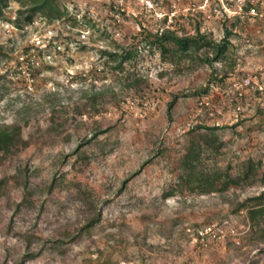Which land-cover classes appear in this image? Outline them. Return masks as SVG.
Returning <instances> with one entry per match:
<instances>
[{"label":"rangeland","instance_id":"obj_1","mask_svg":"<svg viewBox=\"0 0 264 264\" xmlns=\"http://www.w3.org/2000/svg\"><path fill=\"white\" fill-rule=\"evenodd\" d=\"M222 2L225 0H59L62 18L50 22L38 13L33 24L24 22L29 8L24 1L8 2L0 19L14 29L7 33L0 28V124L12 123L28 108L31 120L23 132L27 138L38 127L44 130L55 122L43 99L50 100L55 94L60 102L73 103L81 91L102 85H111L118 92V78L122 77L112 69L104 50H137L135 59L124 66L127 71L147 75L150 87L144 95L125 94L119 104L100 105L92 119L76 117L59 130V137L44 145L33 144L0 167V179H8L17 167L34 170L31 182L41 188L54 176L64 178V185L35 198L34 207H23L15 216L21 191L10 188L0 197V264L7 253L11 264L23 252L18 234L50 240L85 218L81 204L74 201L75 191L66 187L71 183L81 184L100 199V227L90 238L71 245L62 259L44 253L28 264H88L87 252L108 247L107 242L115 244L105 238L110 234L125 237V243L113 253L112 264H264V251L259 252L264 244L251 234L244 212L232 214L218 194L176 191L174 167L188 146V131L196 126L218 127L216 133L224 143L221 151L204 160L210 182L224 172L236 176L241 165L251 160L259 183L242 192L241 199L264 190V4L252 18L226 13ZM163 27L186 36L199 32L215 41L223 39L228 30L231 44L215 65L232 68L223 83L210 82L211 70L197 55L174 48L163 55L147 44L144 36ZM246 78L258 83L262 93L241 89ZM173 96L178 100L169 118L167 105ZM206 98L208 108L202 105ZM92 122L105 133L82 147L88 164H76L77 156H67L87 136ZM81 123L84 127L75 134ZM68 133L72 137L66 142L63 139ZM97 142L111 147V153L101 155ZM233 190L231 186L227 195ZM171 192L175 195L163 203L162 197ZM174 219H182L183 225L172 235L163 232ZM211 224L233 234L204 250L192 242L187 229ZM146 225L151 228L147 244L158 248L152 252L140 241Z\"/></svg>","mask_w":264,"mask_h":264},{"label":"trees","instance_id":"obj_2","mask_svg":"<svg viewBox=\"0 0 264 264\" xmlns=\"http://www.w3.org/2000/svg\"><path fill=\"white\" fill-rule=\"evenodd\" d=\"M10 0H0V18H2V11L7 8ZM16 2H25L28 8L27 16L24 22L30 24L36 14L41 13L46 15L50 22L62 18V12L59 8V0H13ZM166 18L162 21L165 25ZM17 28L20 26V20L15 22ZM231 33L225 30V36L220 41L206 39L205 36L196 33L195 36L180 35L177 30L169 27H163L154 33H147L144 40L152 47L160 49L163 55L171 52L174 48L179 53H192L197 55L199 61L207 65L211 70L210 82L216 81L223 83L228 77L232 68L223 69L215 66L220 62L230 46L229 36ZM137 50L126 49L118 47L114 51H102L112 62V69L121 75L118 78L119 91L117 92L111 85H102L99 89L92 87L89 90L80 92L79 97L75 102H60L55 94L50 100L43 99L44 103L48 104L49 115L55 119V122L49 125L44 130L40 127L30 132L27 138H24V128L29 127L31 116L28 108H23L18 116L20 118L14 120L10 124H0V167L7 163L11 158L18 156L33 144H45L53 137H59V130L64 128L70 121H74L76 117L87 115L92 119L94 114L99 113L100 105L104 104H119L124 102L123 96L127 93H134L144 95L146 90L150 87V81L147 75L136 72L127 71L125 64L131 62L137 56ZM222 75L218 77L219 73ZM2 79V77H0ZM206 88L205 92H207ZM178 98L173 96L167 105V113L170 118L171 111L174 108ZM56 101V102H55ZM42 103V102H41ZM72 111V116L69 117V112ZM62 115L64 117H62ZM97 122H92V126L87 132L89 138H84L80 141L74 150L68 154L67 157L77 156L74 163L88 164L89 158L85 152L81 151L84 145L90 144L94 139L105 133L95 125ZM94 124V125H93ZM84 124H77L74 133L76 134ZM218 127L208 128L205 126H196L188 131V146L185 148L184 155L179 158L174 167L176 173V191H188L190 194L211 195L218 194L221 197V203L229 205L232 214L245 213L246 220L250 224L251 234L255 236L264 244V190L256 195H252L242 200V192L252 188L259 183L258 172L256 164L248 160L241 165L240 171L236 176L231 177L229 172L220 173L216 176L214 182H210L208 174L204 171V160L212 154L222 150L224 143L219 139L217 131ZM72 134H67L64 141L68 142ZM100 154L105 156L111 153L112 148H107L102 142H97ZM103 144V145H102ZM35 174L34 170H29L26 167H17L13 174L8 179H0V197L7 194L10 188L18 189L22 193L21 202L15 206L13 216L17 215L21 208L27 209L34 207V199L42 198L43 195L51 193L55 187L64 185L63 176H54L47 186L41 188L31 182V177ZM261 181V180H260ZM127 182V180H126ZM125 182V183H126ZM62 183V184H61ZM211 183V184H210ZM234 187L230 195L227 192ZM69 190L75 191L74 201L81 204L80 213L85 218L68 225L63 228L58 236L50 240H41L35 238L30 233H20L19 238L23 243V252L20 253L11 264H28L40 258L44 253H53L55 257L62 259L70 249V246L77 241L82 240L83 237H88L95 232L101 225V211L98 209L99 198L95 194L86 189H82L79 183H71L66 186ZM175 195L174 192L165 194L162 197L164 203L168 197ZM146 221L151 222V218L145 217ZM152 225L158 226L155 222ZM183 225L182 219L171 220L169 228L164 229L172 235L175 231ZM162 226V225H161ZM160 226V227H161ZM13 223L9 224V231H12ZM201 228V227H195ZM150 225H146L141 233L140 241L149 252L154 251L155 246L147 244L146 238L150 232ZM162 227L159 231H161ZM105 238L108 241H114L115 244H108L105 248H96L93 252H87L86 261L88 264H112L113 253L118 251L117 247L125 243V237L117 235H107ZM113 239V240H111ZM36 248H33V246ZM261 249L259 252L262 253ZM95 256V258H93ZM10 255L7 253L1 264H8ZM129 261L128 258H125ZM244 264H256L253 261Z\"/></svg>","mask_w":264,"mask_h":264},{"label":"built area","instance_id":"obj_3","mask_svg":"<svg viewBox=\"0 0 264 264\" xmlns=\"http://www.w3.org/2000/svg\"><path fill=\"white\" fill-rule=\"evenodd\" d=\"M263 4L264 0H225V2H222L223 9L226 13L232 12L240 17L248 16L252 18L257 16L256 8ZM232 8L234 11H232ZM30 24H33V22ZM0 28L7 33H11L12 29H14L12 25L6 23L2 19H0ZM50 36L51 37H49L48 43L53 39L52 34ZM240 88H247L248 90L261 93L263 91L262 87L250 78L242 80ZM240 88H237V90ZM207 100L208 98H206V100L202 103V105L206 108L209 107V101ZM187 233L190 234L192 242L204 250L209 248L214 243H219L225 240L228 235L233 234L232 230L229 232L230 234H228V232L218 224H211L194 230L187 229ZM234 243L239 244L237 240H235Z\"/></svg>","mask_w":264,"mask_h":264}]
</instances>
